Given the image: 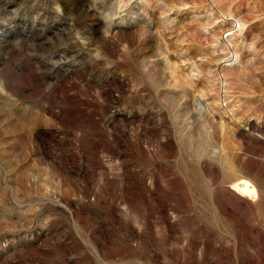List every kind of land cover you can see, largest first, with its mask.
I'll use <instances>...</instances> for the list:
<instances>
[{
  "label": "rangeland",
  "instance_id": "1",
  "mask_svg": "<svg viewBox=\"0 0 264 264\" xmlns=\"http://www.w3.org/2000/svg\"><path fill=\"white\" fill-rule=\"evenodd\" d=\"M0 264H264V0H0Z\"/></svg>",
  "mask_w": 264,
  "mask_h": 264
},
{
  "label": "bare ground",
  "instance_id": "2",
  "mask_svg": "<svg viewBox=\"0 0 264 264\" xmlns=\"http://www.w3.org/2000/svg\"><path fill=\"white\" fill-rule=\"evenodd\" d=\"M238 24L239 23L236 22L237 26ZM231 189L242 196L253 197L256 193L254 185L249 180L244 178H239L234 183H232Z\"/></svg>",
  "mask_w": 264,
  "mask_h": 264
}]
</instances>
